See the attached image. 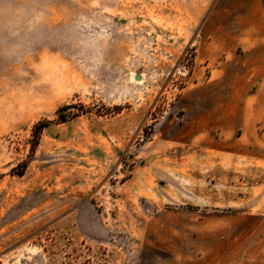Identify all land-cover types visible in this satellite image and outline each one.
<instances>
[{
    "label": "rangeland",
    "instance_id": "rangeland-1",
    "mask_svg": "<svg viewBox=\"0 0 264 264\" xmlns=\"http://www.w3.org/2000/svg\"><path fill=\"white\" fill-rule=\"evenodd\" d=\"M256 105L264 0H0V264H264Z\"/></svg>",
    "mask_w": 264,
    "mask_h": 264
},
{
    "label": "crops",
    "instance_id": "crops-1",
    "mask_svg": "<svg viewBox=\"0 0 264 264\" xmlns=\"http://www.w3.org/2000/svg\"><path fill=\"white\" fill-rule=\"evenodd\" d=\"M232 106L229 108V106L225 105V104H221V105H218L217 108H215L214 110L217 112V115H216V118L217 120L216 121H225L226 119H229L228 118V111H240V110H243L244 109L246 110V106L244 104H239V103H235V104H231ZM260 107L259 106H254V108L251 110L253 113L249 116H246L245 115L243 116L242 114H237V115H233L234 117H236V121L235 123L236 124H239V123H242L241 126L243 127H247L250 129V135L251 136H256V137H260L259 136V132L256 131L257 127L259 126H263L264 125V115L260 114L259 111H260ZM242 115V116H241ZM257 132V133H255ZM254 140V139H252Z\"/></svg>",
    "mask_w": 264,
    "mask_h": 264
}]
</instances>
